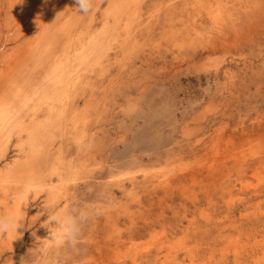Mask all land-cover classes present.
Instances as JSON below:
<instances>
[{
	"label": "rangeland",
	"instance_id": "obj_1",
	"mask_svg": "<svg viewBox=\"0 0 264 264\" xmlns=\"http://www.w3.org/2000/svg\"><path fill=\"white\" fill-rule=\"evenodd\" d=\"M75 7L0 0V264H264V0Z\"/></svg>",
	"mask_w": 264,
	"mask_h": 264
},
{
	"label": "clouds",
	"instance_id": "obj_2",
	"mask_svg": "<svg viewBox=\"0 0 264 264\" xmlns=\"http://www.w3.org/2000/svg\"><path fill=\"white\" fill-rule=\"evenodd\" d=\"M76 9L82 15H87L90 11L93 10L94 0H74ZM14 220L10 217L0 218V231H8L10 228L14 227ZM76 234V228L74 225H70L67 232V240L73 241ZM21 264H25V259L21 258Z\"/></svg>",
	"mask_w": 264,
	"mask_h": 264
}]
</instances>
